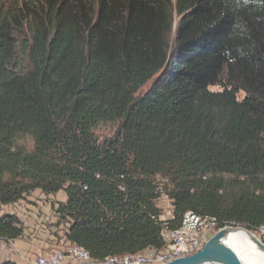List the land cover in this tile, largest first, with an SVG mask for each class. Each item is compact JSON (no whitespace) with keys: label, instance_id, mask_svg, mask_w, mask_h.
Listing matches in <instances>:
<instances>
[{"label":"trees","instance_id":"trees-1","mask_svg":"<svg viewBox=\"0 0 264 264\" xmlns=\"http://www.w3.org/2000/svg\"><path fill=\"white\" fill-rule=\"evenodd\" d=\"M161 188L169 227L264 225V0L0 2V204L64 191V238L103 259L163 247Z\"/></svg>","mask_w":264,"mask_h":264},{"label":"built area","instance_id":"built-area-1","mask_svg":"<svg viewBox=\"0 0 264 264\" xmlns=\"http://www.w3.org/2000/svg\"><path fill=\"white\" fill-rule=\"evenodd\" d=\"M160 220V219H159ZM209 214L186 211L177 227H169L168 221L160 220L162 248L148 247L134 254L111 255L103 259L91 257L88 250L70 243L65 249L55 250L38 256L32 264H157L181 255L194 253L202 248L209 233H215L224 226H232ZM259 240L264 244V225L254 229Z\"/></svg>","mask_w":264,"mask_h":264},{"label":"crops","instance_id":"crops-1","mask_svg":"<svg viewBox=\"0 0 264 264\" xmlns=\"http://www.w3.org/2000/svg\"><path fill=\"white\" fill-rule=\"evenodd\" d=\"M39 192L40 194L35 193L34 190L26 196L27 199H20L11 204H0V217L5 214L15 215L23 225V234L21 236L7 241L0 240V264L4 260H11L16 264H32L35 260V255L39 253L43 255L55 250H62L57 248H62V246L69 243L66 241L65 244V238L60 239L58 243L56 237L54 235H48L44 229L42 223L45 219L32 217L33 201L36 196H39L42 201L36 200V202L39 201V203L43 202L46 206L48 205L51 213L58 219L57 214L52 208V203L64 202L66 200L65 192L60 190L55 194L48 195L42 193L40 190Z\"/></svg>","mask_w":264,"mask_h":264},{"label":"rangeland","instance_id":"rangeland-1","mask_svg":"<svg viewBox=\"0 0 264 264\" xmlns=\"http://www.w3.org/2000/svg\"><path fill=\"white\" fill-rule=\"evenodd\" d=\"M4 1H7V0H0V2H2V3ZM172 1H174V0H172ZM176 20H177V17L174 16V22H173V27L174 28H175ZM155 78H156V76H154L145 85H143L140 88V90H139V94H142V93L146 92L148 90V88L152 85V83H153ZM209 88L213 89V90L219 89V87H217V86H210ZM237 96H238V98H241L243 96V92L239 91L237 93ZM116 127H117V122H102V123H99L93 129V133H94L95 137L100 141V140H103L105 138L112 137L114 135ZM18 143L20 145L26 146V148L28 150L31 149L32 145H33L32 139L30 137H28V136L19 138L18 139ZM156 181H158L159 182V186H161L167 180H166L165 177L157 176ZM161 191H162V188H161ZM35 193H39L40 194L39 190H35ZM26 196H24L22 198V200L23 199H27ZM34 199L35 200L33 201L34 207L32 208L33 209L32 217L33 218H39L40 217L42 219H45V221H43V223H42V225H44L43 226L44 229L46 230L48 235H54L56 237V241L59 243L60 239L64 238L63 237L64 236V230L67 227L66 222L59 221L57 218H55L54 215L51 213V210H49L48 205L46 206L45 203H43V202L42 203H39V201L36 202V200L42 201V199L39 196H36ZM156 205H157L158 209L160 210L159 219L161 221L165 220V219L167 220L168 218H170L172 216L173 205L171 203L170 198H168L167 195L163 193V191L161 192L160 196L157 198ZM232 226H241L242 228H245V229L249 230V232L252 235L257 236L256 235L257 232H255L254 229H250L246 225L233 224ZM213 234H214L213 232L209 233L208 236H207V239L210 236H212ZM255 236H254L253 242L255 241V238H256ZM207 239H206V241H207ZM0 240L4 241L2 238H0ZM64 242L66 244V240ZM68 244H70V243H68ZM67 245H64V246H62V248H57V249H65ZM41 254L42 253H39L38 255H35V259L38 256H41ZM43 255H45V254H43Z\"/></svg>","mask_w":264,"mask_h":264},{"label":"water","instance_id":"water-1","mask_svg":"<svg viewBox=\"0 0 264 264\" xmlns=\"http://www.w3.org/2000/svg\"><path fill=\"white\" fill-rule=\"evenodd\" d=\"M245 230L248 233L249 230L242 228L241 226H224L218 229L212 236H210L204 243L201 249L198 251L175 257L171 260L157 263V264H203L206 262L217 264H244L228 245L223 241L224 236L229 232H239ZM251 234V233H250ZM252 235V234H251ZM252 241L254 236L252 235ZM254 247L258 250H262L264 253V244L255 236Z\"/></svg>","mask_w":264,"mask_h":264},{"label":"bare ground","instance_id":"bare-ground-1","mask_svg":"<svg viewBox=\"0 0 264 264\" xmlns=\"http://www.w3.org/2000/svg\"><path fill=\"white\" fill-rule=\"evenodd\" d=\"M253 236L245 230L227 233L223 241L235 251L244 264H264V253L256 249L252 241ZM203 264H217L206 262Z\"/></svg>","mask_w":264,"mask_h":264}]
</instances>
